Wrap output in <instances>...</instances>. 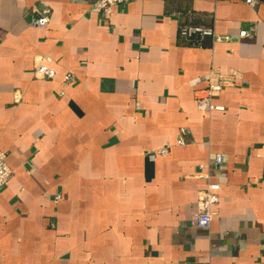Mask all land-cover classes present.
Segmentation results:
<instances>
[{
    "label": "crops",
    "instance_id": "1",
    "mask_svg": "<svg viewBox=\"0 0 264 264\" xmlns=\"http://www.w3.org/2000/svg\"><path fill=\"white\" fill-rule=\"evenodd\" d=\"M41 1L0 0V148L14 172L0 264H264V0H130L108 15L97 0H46L44 28ZM189 21L231 38L194 46L179 35ZM39 54L54 78L35 76ZM212 70L236 80L206 112L195 93ZM218 153L219 200L199 227L200 165Z\"/></svg>",
    "mask_w": 264,
    "mask_h": 264
},
{
    "label": "built area",
    "instance_id": "2",
    "mask_svg": "<svg viewBox=\"0 0 264 264\" xmlns=\"http://www.w3.org/2000/svg\"><path fill=\"white\" fill-rule=\"evenodd\" d=\"M130 0H97L92 6L91 11L96 13H102L105 15L111 14L114 7L119 4H124ZM251 5H255L259 0H245ZM34 14L32 16V24L36 27L44 28L51 20L52 8L48 1L42 0L41 5L34 8ZM179 12H174L173 15H180ZM179 35L197 47H204L206 38H212L214 41L230 40V35H221L215 32L213 27L202 24L193 23L192 21L185 22L179 25ZM238 36L254 37L255 30L242 29ZM54 59L50 54H39L35 56V68L34 74L38 78H54L56 76V69L52 66ZM236 75L227 73L223 74L218 70H212L209 76L208 85L205 88L198 89L195 93L196 104L199 110L212 111L222 110L224 106L214 103L215 97H217L221 91L228 85L235 83ZM75 81V75L71 72L65 74L64 85L68 86ZM64 90H61V94ZM188 128L182 127L177 137L178 144H186V135ZM161 153H167L168 148L160 150ZM224 156L221 153L215 154L213 158H210L207 162L202 163L200 166L202 169L208 171L200 173L199 176L207 178L208 182L206 186L198 192L197 198V210L193 215V222L199 227H209L212 218L214 216V204L219 200V190L221 184L211 180L210 167L211 164L219 165L223 162ZM13 169L8 163L7 153L0 148V188L5 186L13 176ZM60 196H57L59 199ZM54 225V224H53Z\"/></svg>",
    "mask_w": 264,
    "mask_h": 264
}]
</instances>
